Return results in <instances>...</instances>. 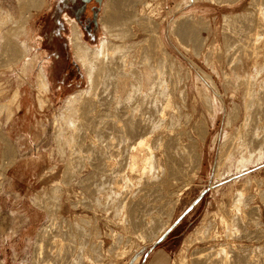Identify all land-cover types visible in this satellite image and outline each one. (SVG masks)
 <instances>
[{
    "label": "rangeland",
    "instance_id": "rangeland-1",
    "mask_svg": "<svg viewBox=\"0 0 264 264\" xmlns=\"http://www.w3.org/2000/svg\"><path fill=\"white\" fill-rule=\"evenodd\" d=\"M30 1L0 0V54L3 51V36L8 34L13 19L18 20L28 13L24 31L15 40L21 41L30 57L38 58L31 73L30 85L41 66V69H46L43 74L48 88L44 95V98L48 97L47 104L40 109L36 102V88L23 86L21 111L15 114L13 120L5 121V105L16 83L12 79L15 71H6L7 64L12 60L2 52L0 260L4 264H33L36 243L39 242L37 233L43 226L53 218L54 222L63 226L74 224L77 216L93 220L91 208H95L94 220L97 222L94 223L98 228V240H102L103 245L100 264H148L155 253L161 255L162 264L178 263L181 255L183 264H204L207 252L224 247H231L233 251L241 248L251 251V256L264 263V142L243 155L229 144L244 113L245 92L243 71H239L236 64L227 65L226 48L234 47L238 40V29L246 22L240 17L249 0L239 3L237 0H115L107 13L115 9L117 16L107 17L106 24H110V30L117 37L105 34L107 31L101 20L89 33L77 23L78 27L81 26V40L92 49H96L104 36L108 48L106 53L110 58L132 59L134 62H131L141 72L143 65L153 63L157 66L159 81L162 82L159 92L166 87L169 88L168 94L171 92L169 112L177 116V129L181 133L184 129L191 133L189 139L184 137L181 140L190 157L189 162L184 163L186 174L181 175L180 180L177 179L166 192L169 197L163 198L165 192L152 189L153 195L147 197L143 194L140 199L151 202L146 210L145 234H153L158 225L168 220L166 234L156 241L157 244L147 241L133 250L131 248L138 243L136 229L125 232L121 225L136 220L138 210L141 212L144 204L138 205L130 199L119 204L116 199L127 189L122 176L128 174L120 152L123 140L127 139L123 135L124 128L130 118V108L136 103L134 95L139 89L138 84L134 79H127L128 84L124 88L122 82L126 79L128 68L124 66L120 71L105 63L107 77L104 73L99 76L105 81H98L99 87L82 96L83 100L78 98L73 109L64 112L67 117L63 119V102L76 91L88 88L86 77L81 65L73 59L67 43L69 28L59 14L64 4L61 1L38 0L39 5L31 7ZM105 1L96 12L100 18L104 17ZM90 5L95 6V3L87 5L84 15L87 20L91 19ZM189 15H193L198 25L191 36L194 46L189 40L181 42L172 33L174 21ZM252 18L247 16L246 20L251 21ZM30 30L35 35L32 41L27 36ZM160 43L170 57L162 56ZM236 63H239L238 58ZM238 72L240 75H236ZM256 73L250 78L252 82L255 79L264 80L263 71L258 76ZM169 76L176 81L171 83ZM171 84L174 86L171 87ZM197 88L204 99L200 100ZM260 91L250 90L248 96L254 106V124L248 127L254 129L259 137L264 135V103L259 102V99L264 100V88ZM206 93L209 96L216 94L214 105L218 110L215 118L209 116L211 104ZM234 104L241 109L240 118L225 127L226 115ZM220 106H224L223 109ZM215 136L219 138L213 144ZM152 139L153 136L149 141ZM228 144L230 149L233 147L231 150ZM195 152L199 156L200 165L197 166ZM115 156L118 159L113 158L112 164L109 163V157ZM101 160L109 164L106 168L118 171L111 175L101 170ZM188 182L184 189L183 185ZM114 183L116 188H113ZM243 187L253 199L246 205L247 210L241 207L246 218L241 226L246 227L241 231V227L235 224V233L233 230L232 233L225 232V236L214 214L235 208L237 192ZM180 189L181 194L174 203L175 193ZM84 205L91 208H84ZM208 228L216 232L215 237L202 238ZM62 234L67 239L63 231ZM192 235L193 238H190ZM188 240L190 242L186 243ZM122 251L125 253L121 255ZM137 256V262L132 263Z\"/></svg>",
    "mask_w": 264,
    "mask_h": 264
},
{
    "label": "bare ground",
    "instance_id": "bare-ground-1",
    "mask_svg": "<svg viewBox=\"0 0 264 264\" xmlns=\"http://www.w3.org/2000/svg\"><path fill=\"white\" fill-rule=\"evenodd\" d=\"M31 1V7H37L39 5L38 0ZM114 1L115 0L105 1L104 17L100 18L97 16L96 24L98 25V21L99 23L102 21L104 23V30L107 31L105 34H107L108 36L117 37V34L112 33V30H110V24H106L107 17L113 18L117 16L115 9H112L109 14L107 13L109 6ZM237 1L239 3L242 0ZM226 2V4H229V1ZM63 16L65 19H67V24H70L68 25L69 34L67 36V43L70 52L73 59L81 65L86 77L88 88L84 90H78L74 94L68 96L63 102V108H61L63 112L61 113L60 111L61 114H63L64 112H70L69 110L73 109L74 103L78 100V98L79 100H83L81 98L82 96H85L87 93H91V91L98 88V81H105V79H99L101 73H104V75L106 76L105 72L107 71L104 67L105 63L111 64L112 69L116 68L120 71L124 68V66L128 68L127 73H125L126 79H123L124 81L122 82L124 88L128 84L127 79H134L136 85L138 84L139 89L138 91H136L137 89H135L136 94L134 95L136 103L130 108V118L124 128L125 132L123 135L124 138L127 139L123 140V148L120 152V157L123 158V161L126 165V173L128 174V176H122V178L126 180L125 187L127 189L124 192V195L116 199V203L122 204L126 202L127 199H130V202H135L138 205L144 204L141 212L140 210H138L139 216L136 220H131L132 222H130L129 224L121 225L120 223L122 230L125 232L130 231L129 229H136L135 234L138 243L134 248L132 247L131 250L136 249L141 244H145L147 241L156 242L157 240H160L165 236L166 230L169 225L168 220L162 225H158L157 230L153 234L151 233L149 236H147L145 234L146 231H144L145 229L143 227H145L147 224V221H145L146 215L148 214L146 210L147 206L150 205L151 202L147 200L140 201V199L143 194H145L147 197L153 195L152 189L160 193L165 192L163 198L169 197L166 192L172 187L173 183L176 182L177 179L180 180L181 175L186 174L184 163H188L190 157L187 154L188 152L181 144V140L184 137L189 139L191 133L190 131H186L185 129L183 133H181L177 129V116L174 115V112H169V96L171 92L168 94V87H166L165 90L163 89L159 92V86L162 84V82L159 81L160 74L157 66H153V63H150L149 65L147 64L146 66L143 65L144 69L141 72L138 71L135 63L133 64L134 60L132 59L127 60L119 56L110 58L109 53H106L108 48L106 43L107 40H104L106 39V37L104 36L102 37L104 39L101 40L96 49H92L91 46H89L85 41L81 40L82 32L79 29L81 26L78 27L79 25L74 19L69 18L66 15ZM247 16H252V20L247 21ZM27 17L28 13L24 14V17L22 16L18 20L13 19L12 21L11 19L13 23L8 30V34H4L2 39L3 51L1 50V54L2 52L3 54H7L8 56L6 57H9L12 60L9 64H7L6 71H15L14 77L12 79H14L15 81H13L16 83L11 93L12 96L11 98H9L8 96L9 100L5 105V114L7 117L5 121L13 120L15 114L21 111L22 105L20 98L21 89L23 86L28 85L29 88H36V102L40 109H43V107L47 104L46 99L48 97L44 98V95L47 94L48 88L43 74V71H45L46 69L45 67H42L41 69L40 66V70L37 71L38 73L36 74L35 79H33V81L31 82L33 84L30 85L31 73H33L34 68L38 63L36 61L38 58L37 56L30 57L29 54L26 53V50L23 49L21 41L18 42L15 40L24 31V24ZM240 18L245 19L246 22L241 26L240 29H238V40L236 39L235 46L229 47V49L228 47L226 48V56L227 65L235 66L236 64L239 71H243L242 75L244 76V80L242 81L245 92V102L242 108L244 113L240 124L235 129L234 139H231V143H229L236 149L238 153H240V155H243L246 154V152L251 151L254 146L257 147V144L264 142V135L259 137V135L254 132V129H250L248 127L249 124H254V106L251 105V99L248 97L250 94V90L260 91L262 90V88H264L263 79L259 81L255 79L253 82L250 80L251 76L253 77V74L255 72H258L255 74L256 76H258L260 72H264V0H249L245 11ZM197 28L198 25L197 22L194 21L193 15H189L181 17L180 19L177 18L174 21L172 33L178 39H180L181 42L189 40V42L193 43L191 36H193V32L195 31L194 29ZM27 36L29 41H32L33 37H35L31 30L27 32ZM187 43L188 42H186L185 44ZM160 46L161 48H159V50L161 49L164 54L162 56L168 55V57H170V55L163 50L164 48L162 43H160ZM192 46H194V43ZM260 56L262 57V60H258ZM235 57L239 59V63H236ZM163 60L164 59H162V61ZM260 65L263 68L260 67ZM42 66H44V64ZM236 75H240V73L238 72ZM169 77H171V83L176 81L173 76ZM170 80H168V82H170ZM174 85L171 84V87H173ZM123 87L118 86V88L120 89H124ZM118 88L117 92L119 93L120 91ZM261 92L262 91H260V93ZM1 94L3 95V93ZM197 95L199 96L200 100L204 99V95L198 92V88ZM206 97L209 98L208 103L211 104L209 116L211 118H215L217 116L216 110H218L216 109L217 106L214 105V101L217 100L216 94H212L209 96L206 93ZM92 101H94V99ZM95 101L99 102V100ZM259 102L264 103V100L259 99ZM223 107L224 106H220V108L222 109ZM240 111V107L234 104L233 108H231L230 110V113H227L226 115L224 126L228 127V125L236 123L240 118ZM219 112L222 111L219 109ZM65 113L63 114L64 116L62 115L64 117L63 119L67 117ZM151 136H153V139L150 142L149 140ZM225 136L226 133H224V138ZM218 138L219 136L213 137L212 143H216ZM229 144L228 149H230ZM233 147H231V149ZM108 154L109 153L107 151L106 158L108 157ZM194 155L195 165H200L198 163V154L195 152ZM113 158L117 160L118 156L111 158L109 157V163L112 164ZM108 166L109 164L106 161L101 160V170L108 171L111 175L118 171L115 168H113V171L110 168H106ZM216 166L217 164H215V172ZM189 183L190 182L183 185L184 189L187 188ZM116 187L117 185L116 183H114L113 188ZM181 191L182 190L180 189L177 193H175L174 203L177 201V198L181 194ZM248 194L247 188L243 187L239 192H237V197L235 198V208L227 209L221 213L218 212V214H214V217H216L215 219L218 220L219 226L224 229V234L225 232L232 233V230L235 233V224L241 227V231L243 230V228L245 229L246 226H244L243 228L241 226L243 222H246V218L243 214V211H241V207L247 210L246 205L250 204L253 200L252 195ZM150 200L153 201L154 199ZM78 202L79 201H77V203ZM81 204L83 205V202H81ZM84 206V208H91L88 206L86 207V205ZM91 209L92 215L95 218V208ZM94 218L92 220L91 218L87 219V217L77 216L74 220V224H66L64 226L57 222H54L53 218L49 222V224L47 223V225L43 226L37 233L39 242L37 241L36 243L37 249L34 255L33 264H100L102 259L101 251L103 250V245L102 240H98V228L95 226L97 220L95 222ZM62 231L67 239H64ZM214 233L216 232L210 231V229L208 228L206 234H204L202 238H213L215 237ZM225 236H227V234H225ZM68 237H71L74 240L71 241V239H69ZM190 238H193V235ZM194 240H196V238H194ZM187 242H190V240L186 241V243ZM232 249L233 248L231 247H229V249L228 247H224L222 249H219L218 251L211 250L207 252L204 259V264H264L263 261L262 263H260L256 258H254L255 256H251L250 253L252 252L249 250V252H247V250L245 251L242 248L241 250L237 249L238 251H233ZM123 253H125V251H122L120 254L122 255ZM161 258L162 257L159 253H155L151 257L148 264H162ZM137 259L138 256L134 260L132 259V263H136ZM0 264L3 263L0 261ZM174 264H183L182 255L178 263Z\"/></svg>",
    "mask_w": 264,
    "mask_h": 264
},
{
    "label": "crops",
    "instance_id": "crops-1",
    "mask_svg": "<svg viewBox=\"0 0 264 264\" xmlns=\"http://www.w3.org/2000/svg\"><path fill=\"white\" fill-rule=\"evenodd\" d=\"M59 1H61V2L64 4L63 9H62V7H59V6H58L60 9H62L61 12H59V14L61 15V19H62V18L64 19V23H65L66 25H70V24H67V23H68V22H67V19H65L63 15H66V16H68L69 18L74 19V18H73V13H72V11H73V9H75V7L79 6L80 2H78L77 0H52V2H55V3H58ZM89 7H90V9H91V7H93V6L90 5ZM87 8H88V6H86V8H85V13H86ZM87 21H88V25H91V19H90V20H87ZM77 23H78V22H77ZM78 24H80V23H78ZM68 27H69V26H68ZM91 27H93V24H92ZM94 28H95V27H94ZM0 148H2V147H0ZM0 261L3 263L2 260H0ZM3 264H4V263H3Z\"/></svg>",
    "mask_w": 264,
    "mask_h": 264
},
{
    "label": "water",
    "instance_id": "water-1",
    "mask_svg": "<svg viewBox=\"0 0 264 264\" xmlns=\"http://www.w3.org/2000/svg\"><path fill=\"white\" fill-rule=\"evenodd\" d=\"M77 1H80V3L82 4V11L83 13L85 12V8L86 6L90 3V2H93L95 3V6H93V8L90 9L91 11V23L93 24V26L95 27L97 24H96V17H97V11L100 9V5L102 3L103 0H77ZM74 20L76 22L79 23V20H78V17L77 16H73ZM73 64H75V62H73ZM76 66V64L74 65ZM158 242H156L155 244H157ZM154 244V245H155Z\"/></svg>",
    "mask_w": 264,
    "mask_h": 264
},
{
    "label": "flooded vegetation",
    "instance_id": "flooded-vegetation-1",
    "mask_svg": "<svg viewBox=\"0 0 264 264\" xmlns=\"http://www.w3.org/2000/svg\"><path fill=\"white\" fill-rule=\"evenodd\" d=\"M80 2V1H78ZM82 4L80 3L79 6L75 7V9H73L72 13H73V16H77L78 17V20H79V23L80 25L83 26V29L85 30V32L89 33V31H93L94 30V26H92V23L91 25H88V21H87V18L85 15V12L83 13L82 11ZM93 8V7H91ZM93 29V30H92Z\"/></svg>",
    "mask_w": 264,
    "mask_h": 264
}]
</instances>
